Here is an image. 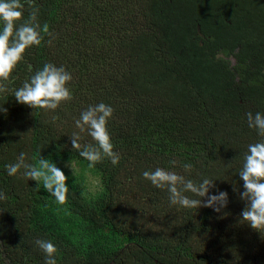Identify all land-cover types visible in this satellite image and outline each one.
<instances>
[{"label": "trees", "instance_id": "obj_1", "mask_svg": "<svg viewBox=\"0 0 264 264\" xmlns=\"http://www.w3.org/2000/svg\"><path fill=\"white\" fill-rule=\"evenodd\" d=\"M52 33L26 49L9 89L45 62L73 75V98L56 110L0 94V264H44L38 238L58 245L57 264H264V236L241 222L237 169L257 137L248 110L264 111V0H34ZM30 7L25 5V17ZM22 22V21H21ZM51 39L52 43L47 41ZM236 59L232 65L230 58ZM31 65V70L29 69ZM115 111L109 129L119 165L93 169L73 151L74 119L90 104ZM81 143L91 137L82 133ZM64 146V147H63ZM40 154L70 177L58 205L36 181L4 165ZM76 176L64 168L70 160ZM176 160L229 193L220 213L171 206L142 176ZM100 187H87V174ZM76 183L73 185V180ZM215 193L216 189H212Z\"/></svg>", "mask_w": 264, "mask_h": 264}, {"label": "clouds", "instance_id": "obj_2", "mask_svg": "<svg viewBox=\"0 0 264 264\" xmlns=\"http://www.w3.org/2000/svg\"><path fill=\"white\" fill-rule=\"evenodd\" d=\"M25 5L30 7L25 17ZM39 8L34 6V0H0V94L11 91L15 100L22 105H28L34 110H56L65 101L73 98L70 82L72 73L63 65L48 61L37 69L20 87L9 89L8 83L14 79L13 72L20 62L25 60L26 49L41 45L44 35L50 37L49 25H41ZM22 21V22H21ZM48 44L52 40L47 41ZM31 70V65H29ZM114 107L105 102L90 104L83 109L74 125L79 131H73L69 136L73 151L88 162V168L93 169L104 159H110L112 165H119L121 156L115 150V144L109 129V121L113 117ZM0 112H7L4 105H0ZM247 126L252 129L257 139L247 144L242 154L241 166L237 169L243 180V191L234 188L239 193L246 206L241 212V222L264 236V111L248 110L246 112ZM86 134L91 137L90 142L81 143ZM64 147V146H63ZM26 153L21 152L15 162L7 163L3 167L10 177L18 175L26 180L36 181L35 188L43 185L58 205H65L69 200L70 177L50 158L42 154L29 162ZM176 160H170L168 167L157 166L142 172L144 179L158 189L166 190L167 199L171 206L193 210L201 207L211 208L220 213L229 204V193L220 190L218 179L200 173L197 178L192 177L194 165L184 162L181 167L183 173L177 172ZM66 167L73 170L76 176L75 162L71 159ZM76 179L73 180V185ZM212 189H216L213 193ZM9 194L0 189V201L7 200ZM35 246L44 254V264H57L58 245L53 239L38 238Z\"/></svg>", "mask_w": 264, "mask_h": 264}, {"label": "rangeland", "instance_id": "obj_3", "mask_svg": "<svg viewBox=\"0 0 264 264\" xmlns=\"http://www.w3.org/2000/svg\"><path fill=\"white\" fill-rule=\"evenodd\" d=\"M230 61H231V64L232 65H235L236 64V59L234 57H231L230 58ZM67 164L64 165V168L66 170H68L69 172H72L73 173V170L70 168V167H66ZM76 167V165H75ZM78 168L76 167V173L78 172ZM87 187L89 189H91L92 191H96L99 189L100 187V179L95 176V175H92L91 173H88L87 174Z\"/></svg>", "mask_w": 264, "mask_h": 264}]
</instances>
